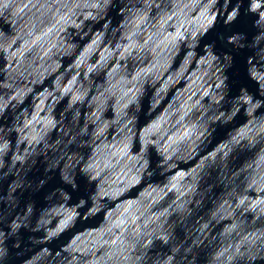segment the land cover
Instances as JSON below:
<instances>
[{
    "label": "water",
    "instance_id": "1",
    "mask_svg": "<svg viewBox=\"0 0 264 264\" xmlns=\"http://www.w3.org/2000/svg\"><path fill=\"white\" fill-rule=\"evenodd\" d=\"M0 264H264V0H0Z\"/></svg>",
    "mask_w": 264,
    "mask_h": 264
}]
</instances>
